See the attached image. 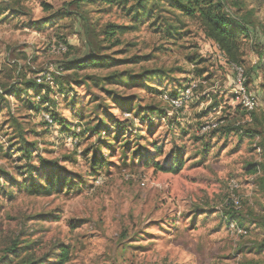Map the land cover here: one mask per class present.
Segmentation results:
<instances>
[{
  "label": "rangeland",
  "instance_id": "rangeland-1",
  "mask_svg": "<svg viewBox=\"0 0 264 264\" xmlns=\"http://www.w3.org/2000/svg\"><path fill=\"white\" fill-rule=\"evenodd\" d=\"M73 2L0 0V251L29 242L43 264L64 249L66 264H264V0H223L249 25L241 68L260 102L253 115L237 102L236 74L217 46L168 2H150L141 22L128 13L134 1ZM111 24L132 30L107 42ZM61 43L65 53L54 50ZM91 52L105 66L65 71ZM45 71L55 81L39 112L26 105H37L33 92L7 93L25 92ZM125 72L154 75L107 80ZM193 84L192 100L172 112L164 94ZM42 113L55 115L54 127ZM52 177L65 186L29 191ZM231 217L246 234L231 233Z\"/></svg>",
  "mask_w": 264,
  "mask_h": 264
},
{
  "label": "trees",
  "instance_id": "trees-1",
  "mask_svg": "<svg viewBox=\"0 0 264 264\" xmlns=\"http://www.w3.org/2000/svg\"><path fill=\"white\" fill-rule=\"evenodd\" d=\"M131 1H134V5L130 6L131 8L130 10H128V13L131 14L135 12L133 19L138 20L139 22H141L143 19L149 18L152 15L154 10L151 9L150 2L154 1V3L152 4L158 5L160 2H168L170 8L180 13V15H182L183 17L197 21L205 37L208 40L212 41L221 51L226 54L228 61L231 64H234L238 67L243 66V47L245 45L244 41L249 40L250 37V30L248 27L249 25L247 24L246 19L244 18H232V16L226 11V4L223 2V0H74L73 3L74 6H76V9L80 10L83 6L97 4L107 7H113L114 5L121 4L124 6H128ZM129 30H132V28L111 24L104 28L102 36L105 37V41L107 42L115 40V42L118 43L119 38L117 36L124 35ZM166 31L169 32V35L174 34V31L177 32V30L172 27H168ZM93 53H95L94 47ZM93 53L89 58L84 59L82 62H71L69 64H66L64 68L65 71H74L76 69L83 70L93 67L101 68L105 66L103 59L104 57L96 56V54ZM261 60L264 63V59ZM125 73L126 74L115 73L113 74V76H111V78H107V80H113L115 81L114 83H123L125 81H129L131 83L137 84L145 81V79H152V77H147V75H154L153 72H146L138 75H133L129 72ZM156 77L154 76V78ZM29 92H33L35 96L41 95V93L43 92V87L38 86L34 81L33 83L28 84L25 92L15 90V87H11L7 93L10 96L14 95L18 99L23 100L21 98L22 94ZM170 96L173 97L172 95ZM29 99L30 98L26 100V105H28L31 110H35L36 112L40 111L41 104H46L41 99V103H37L36 105L34 102H30ZM117 101V103L120 104V106L123 107L124 110L128 109V111H130V105L122 104L126 101ZM45 110L49 111L48 108H45ZM128 114L130 115V112H128ZM253 114L254 113H252L251 115ZM51 117L54 121L57 122V119L54 114H52ZM25 154L28 158L31 159L30 150H26ZM48 165L51 166L52 164L50 163ZM53 165L55 167L57 164ZM156 167L157 169L163 170L158 164H156ZM182 167L183 162L181 158H178L174 167L169 168V171L173 173H178L182 169ZM12 182L16 186H21L20 183L18 184L17 182ZM65 184L66 182L62 179L59 178L55 182L52 177V179L48 181L46 188L41 186L37 182L30 186L31 188L29 191L31 193H49V191H54L55 188H62L63 186H65ZM228 220L235 221V218L231 217ZM68 258L69 249H64L61 251L60 256L55 259L54 264H66L68 262ZM44 261L45 259H39L33 253V246L30 245L29 242H27L24 248H20L17 244L12 243L10 246L0 251V264H43Z\"/></svg>",
  "mask_w": 264,
  "mask_h": 264
},
{
  "label": "built area",
  "instance_id": "built-area-1",
  "mask_svg": "<svg viewBox=\"0 0 264 264\" xmlns=\"http://www.w3.org/2000/svg\"><path fill=\"white\" fill-rule=\"evenodd\" d=\"M67 48L68 47L64 43H61L54 50L57 53H65L67 51ZM217 53H218L220 62L236 74L235 95H236V100L239 103V105L246 112H248L250 114L257 111L259 106H260V102L253 94H251L250 92L247 91V89L245 87L246 79H245L244 70L241 67H238L234 64H231L228 61L226 54L223 51H221L218 47H217ZM58 75H60V74H58ZM34 81L38 86L43 87V90H44V86L46 84L52 85L55 80H54L51 73H48L47 71H45L42 74L38 75ZM196 88H197V84H193L190 88H186L182 92L180 91V93L176 97H171L170 95L164 94L163 99L169 105L172 112H176V111H179V110L185 108L186 105L192 100L193 91ZM35 98H36L37 103H41V99H42L41 95H38ZM42 119L48 128H52L55 126V122H54L53 118L51 117L50 113L49 114L42 113ZM213 127H215V125ZM210 128L211 127L205 129V131L210 129ZM96 184H99L98 180H97ZM236 187H237V184L234 181H232L231 182V188L234 189ZM233 201L235 204V209L239 210L240 209L239 202L235 198H233ZM229 230L231 231L232 234H235L238 236H240V235L242 236V235L246 234V232L242 228H240L237 225V223H235L233 221H230V223H229Z\"/></svg>",
  "mask_w": 264,
  "mask_h": 264
}]
</instances>
